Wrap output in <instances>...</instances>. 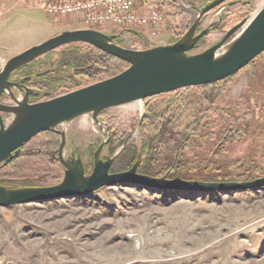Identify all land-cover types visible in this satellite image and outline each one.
<instances>
[{
    "label": "rangeland",
    "instance_id": "obj_1",
    "mask_svg": "<svg viewBox=\"0 0 264 264\" xmlns=\"http://www.w3.org/2000/svg\"><path fill=\"white\" fill-rule=\"evenodd\" d=\"M165 1L164 33L149 37L129 26L88 27L79 15L50 16L34 0H0V68L7 58L65 30L95 29L115 35L117 44L130 49L172 43L185 32L171 41L172 35L166 29L167 13L193 9L196 15L197 9L211 0ZM261 1L225 0L205 13L197 32H207L192 53L206 49L240 22L241 28L254 16ZM84 52L80 42L60 46L16 70L12 79L46 72L37 80L48 89L38 84L42 91L37 92L54 96L63 91L64 87L58 86L60 81L66 82L73 71L71 63H79ZM68 63L71 69L65 74L63 67ZM99 77L100 73L87 77L76 74L73 81L76 86L84 85L99 81ZM67 85L63 86L67 89ZM23 90L12 87L11 92L3 93L0 102L15 104L13 97L19 100ZM188 100L198 101L200 112L187 121L177 117L173 123L185 124L178 127L187 129L188 140L184 138L176 151V142L168 143L162 153L155 151L154 155V149L144 146L150 133L142 128V118L149 108L168 111L173 103ZM130 104L137 107L131 109ZM175 112L181 116L180 111ZM2 117L7 119L9 114ZM96 118L84 114L56 127L64 129L66 136L63 157H79L85 174L91 172L101 147L99 159L113 158L110 173L127 170L139 161L138 173L155 172L159 174L153 177L166 179L180 168L187 180L196 181H251L264 177V51L214 85L184 87L110 107ZM46 132L35 135L34 141L48 142L51 137L46 134H55L54 153L59 160L60 134ZM117 133L122 136L120 142ZM19 152V157L0 167V185L22 188L60 182L64 170L61 162L56 169L39 164L41 171L22 177L16 172L20 178H12L26 156L36 153L31 146ZM172 161H176L177 168L166 167ZM28 180L32 185L22 184ZM182 191L120 183L85 196L0 207V264H264V187L225 193Z\"/></svg>",
    "mask_w": 264,
    "mask_h": 264
},
{
    "label": "water",
    "instance_id": "obj_2",
    "mask_svg": "<svg viewBox=\"0 0 264 264\" xmlns=\"http://www.w3.org/2000/svg\"><path fill=\"white\" fill-rule=\"evenodd\" d=\"M225 0H211L197 9L195 19L176 41L144 49H130L114 41L115 35H107L95 29L62 31L40 43L7 58L0 68V96L11 92L12 87L23 88L24 96L15 104L0 102V167L9 163L21 146L44 131L60 134L58 156L63 165V177L57 184L7 188L0 185V207L27 202L88 195L101 187L131 183L153 189L186 190L194 192H229L264 187V177L251 181H196L166 179L137 172L139 161L127 170L109 172L113 158L104 161L95 154L93 168L85 174L79 157L64 158L66 136L59 125H66L84 114H97L107 108L143 100L189 86L216 82L239 71L264 51V6L241 28V22L206 49L192 53L198 41L207 32H197L202 16ZM230 40L229 37L235 33ZM85 43L110 54L128 64L119 73L96 81L56 97L34 103L28 102V90L9 77L22 66L48 52L69 44ZM222 51L217 54V50ZM12 94V93H11ZM38 94V92H36ZM8 113L3 119L1 113Z\"/></svg>",
    "mask_w": 264,
    "mask_h": 264
},
{
    "label": "trees",
    "instance_id": "obj_3",
    "mask_svg": "<svg viewBox=\"0 0 264 264\" xmlns=\"http://www.w3.org/2000/svg\"><path fill=\"white\" fill-rule=\"evenodd\" d=\"M166 16V15H165ZM195 16V11L193 9H177L174 13H167L166 16V29L167 32L169 34L172 35V40L174 41L178 36L182 35L187 29L188 27L191 25V23L193 22V18ZM177 29H179V31H177ZM176 31V32H175ZM136 34V32H135ZM136 36L141 37L140 34H136ZM174 36V37H173ZM81 45L86 49V52L81 53L80 55L82 56L83 59H81V61L79 63H76V65H74V63L72 62L71 65L73 64V66L69 65L70 63H68L67 66L63 67V73H67V71H69V69H71L69 66L73 67V71L71 73V75H69L66 78V82L63 81V79L60 81L59 83V87H61L60 89H63L62 92L56 94L57 95H61L64 93H67L71 90L77 89L79 87L85 86L87 84L84 85H77L76 86V82L75 80L73 81V78L76 77V74H82L87 76H92L93 74H97L100 73V77L96 80H102L108 77H111L117 73H119L120 71H122V66L123 67H127L128 64L110 54H107L93 46L87 45V44H83L81 43ZM74 55H77V51L74 50ZM45 74L43 73L42 76H45ZM42 78V77H41ZM89 78V77H88ZM38 79V78H37ZM36 79L35 83H38L39 85H42V87L44 89H48L47 85H45L44 83L38 82V80ZM226 79V78H224ZM222 79V80H224ZM40 81V80H39ZM95 81V80H93ZM219 81L216 82H212L209 84H204L202 86H206V85H214L216 83H218ZM66 83H68L67 86H70L69 88L66 89L65 85ZM75 86V87H74ZM66 90V91H65ZM176 91V90H175ZM156 96V95H154ZM152 96V97H154ZM150 98V97H148ZM147 99V98H146ZM191 103V104H189ZM172 106V107H171ZM168 111H165V109L162 110H158L156 109V111L154 112V110L150 111L149 109L147 110L146 115L142 118V128L145 130H149L150 134H147L148 136L146 137L145 141L146 143L144 144V146H146V148L148 149H154L152 150L154 152V155L162 153V149L165 148V146L168 143H173L176 142V146L174 148V151L177 150V145L180 142H184L185 139L188 140V138H185V136L187 135L186 133V128H183L182 130L179 129V127L181 125H185L184 123H177L175 122V125H173L174 121H176V119H183L186 120L189 118H192L194 116H196L200 111L198 110L200 108V104L198 101L195 102H189L188 101H179V102H175L173 103V105H171ZM190 106V107H189ZM197 106V108H196ZM190 108H192L189 113L187 112V110H189ZM178 110L181 113L178 115L175 111ZM190 112H193L192 114H190ZM178 117V118H177ZM178 122V120H177ZM240 125H243V121L240 122ZM179 126V127H178ZM244 126V125H243ZM184 127V126H183ZM42 133V132H41ZM44 133H48L46 131H44ZM49 135L50 141L48 142H41V141H34L35 140V136L32 137L27 143H25L23 146H21V149L26 148L27 146H31V148L36 151V153H32L31 155H27L26 159L24 160L23 163H21L19 165V167L17 166L15 169V175L11 176L14 179L20 178L24 175H27V173H34V171H41L42 169H40V166L44 165L46 168H55L60 166V161L57 159V155H55V151H54V144H55V139H56V135L55 134H46ZM118 135V138H117ZM116 138L118 139V141L120 142V139L122 138L121 134H116ZM185 138V139H184ZM47 146V147H46ZM46 148V149H45ZM156 151V153H155ZM173 151V153H175ZM20 156V152L17 153L14 158L11 160V162L16 159L17 157ZM24 156V155H22ZM167 157V156H166ZM32 159L35 162H30L32 161ZM154 160H156V158H153ZM10 162V163H11ZM176 162V161H175ZM174 161H172L171 163L173 164H165L167 165V168H170L169 166H175L176 167V163ZM9 163V164H10ZM40 164V166H39ZM180 166V165H179ZM181 171V172H178ZM177 172H172L169 176V179H185L187 180V176L185 171L180 168V170H178ZM16 172H18V174H22L20 177L18 175H16ZM40 173V172H39ZM142 173V172H141ZM151 176H157L159 173H155V172H151L150 173H145ZM205 181V179H203ZM39 181V180H38ZM25 183L22 184H28L31 183L30 180L28 181H24ZM2 183V181L0 180V184ZM33 183V182H32ZM28 184V185H32ZM10 185V184H9ZM36 185H40V184H36ZM184 193H187L186 191H182Z\"/></svg>",
    "mask_w": 264,
    "mask_h": 264
},
{
    "label": "built area",
    "instance_id": "obj_4",
    "mask_svg": "<svg viewBox=\"0 0 264 264\" xmlns=\"http://www.w3.org/2000/svg\"><path fill=\"white\" fill-rule=\"evenodd\" d=\"M137 0H34L35 5L50 16L79 15L84 25L100 29L108 26H139L149 37L156 36L164 23L161 6L165 0H143L140 11Z\"/></svg>",
    "mask_w": 264,
    "mask_h": 264
},
{
    "label": "flooded vegetation",
    "instance_id": "obj_5",
    "mask_svg": "<svg viewBox=\"0 0 264 264\" xmlns=\"http://www.w3.org/2000/svg\"><path fill=\"white\" fill-rule=\"evenodd\" d=\"M42 74L43 73H40V75H38V76H41ZM38 76L33 77L32 74H27V75L18 76L16 79H12L13 77L10 76L9 80L13 81V82H18V84L20 86H25L27 88V90H28V102H30V103H34V102H37V101L47 100V99L56 97V95L47 97V96L41 95L39 93L36 94L37 91H39V92L42 91V89H40V87H37L38 83H34V80H36ZM21 89L23 90V88H21ZM22 93H25V90H23ZM2 96H5V95L2 94L0 96V99L2 98ZM3 114H5V113L2 112L1 115L3 116Z\"/></svg>",
    "mask_w": 264,
    "mask_h": 264
},
{
    "label": "crops",
    "instance_id": "obj_6",
    "mask_svg": "<svg viewBox=\"0 0 264 264\" xmlns=\"http://www.w3.org/2000/svg\"><path fill=\"white\" fill-rule=\"evenodd\" d=\"M143 7H144V1H143V0H137L134 9H135L136 11H140V10H142ZM160 8H161V10L163 11V13L166 12V11H165V9H166L165 6H164V7L161 6ZM129 27H130V28H135V29H140V30L145 34V30H144L143 28L139 27V26H135V27L129 26ZM164 28H165V21H164V23L161 25V27H160V29H159V31H158V34H159V33H160V34H163V33H164ZM161 32H162V33H161ZM145 35H146V34H145ZM146 36H147V35H146Z\"/></svg>",
    "mask_w": 264,
    "mask_h": 264
},
{
    "label": "bare ground",
    "instance_id": "obj_7",
    "mask_svg": "<svg viewBox=\"0 0 264 264\" xmlns=\"http://www.w3.org/2000/svg\"><path fill=\"white\" fill-rule=\"evenodd\" d=\"M264 3V0H262L259 4H258V7H257V9H256V11L255 12H253L254 14L257 12V10L259 9V7L262 5ZM92 46V45H91ZM94 47V46H93ZM96 48V47H95ZM98 49V48H97ZM55 50V49H54ZM222 51V49H219V50H217V54H219L220 52ZM126 68V67H125ZM6 92V91H5ZM159 95V94H158ZM21 99V98H20ZM19 99V100H20ZM139 105V104H138ZM128 107L129 108H131V109H135L136 107H137V105H135V104H130V105H128ZM140 109V108H139Z\"/></svg>",
    "mask_w": 264,
    "mask_h": 264
}]
</instances>
